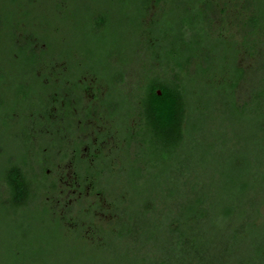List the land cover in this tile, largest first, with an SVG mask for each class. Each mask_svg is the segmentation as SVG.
<instances>
[{"label": "trees", "instance_id": "trees-1", "mask_svg": "<svg viewBox=\"0 0 264 264\" xmlns=\"http://www.w3.org/2000/svg\"><path fill=\"white\" fill-rule=\"evenodd\" d=\"M35 1L0 0V11L4 16L0 19V30L1 26L11 27L6 41L7 47L9 46L7 51L9 62L12 63V67L20 66L21 74L25 76L17 84L16 96L13 97L16 109L12 113H19L17 109L26 111L25 113H34L38 117L39 126L44 127L40 129L39 134L27 132V138L23 141L26 144L23 161L18 164L14 160L6 159V169L0 174V203L6 216L15 221L14 228L19 235L15 234L14 245L4 244L9 264L30 263L38 258L39 252H35L34 246L25 243L24 228H27L25 222L28 220L27 215L30 211H39L42 214L40 221L42 224L38 223L39 226L43 228L49 226L59 237H62L64 233H76L81 241L96 244L98 248L108 247L107 234L110 233L111 237H114L110 226V229L101 230L99 235L102 240L90 243L86 240L87 237L79 235L78 232L81 229H77L76 232L75 230L67 232L62 220L53 218L51 211L45 205H41L43 197L58 191L57 181L50 180L47 172L60 166L69 157L68 137L70 136L65 133L71 134L72 130L77 129L78 121L81 123L93 116L86 112L84 116L86 118L83 117L82 120L80 113H74V108H78L79 102L81 104L83 92L88 89L87 85L81 86L79 82L81 78H87L90 74H85L84 70V75L80 77L77 76V71H73V67L66 66L65 70H56L55 63L51 64L43 60L48 46L39 42L35 35L25 31L27 25L24 21L21 20L19 25L3 22L11 15V12L21 17L29 15L28 11ZM244 1L245 6L242 11L239 9L236 11L238 8L236 4L233 5L235 9L228 8L229 5H226L227 7L224 6L223 10L215 11V7H218L217 0H116L120 15L131 25L135 26V22H139L141 27L151 4L155 3L159 6L163 3V7H159V13L154 16L149 26L153 24L155 32L163 33L161 39L164 41L163 44L168 42V46L165 44V48L157 50L164 51L161 54L163 60L159 58L157 61L159 66L165 73H175L170 79L161 81L157 78L158 76L152 74L150 68L148 69L152 83L148 85L145 96L142 94L139 96L138 113H143V119L140 120L137 128H144L150 138L152 137L149 138L152 141L150 145L147 139H141L142 135L138 130L135 129L134 132L128 129L131 117H128L126 126L114 127L112 108L109 105L106 106L110 112L107 119L111 123L112 130L108 127L107 131L101 133L98 144L100 145L112 135L113 139H116L119 150H125V156L122 158L125 166L123 165L122 169L126 168L128 174L131 171L130 167L133 169L130 174L133 176L130 188L134 197L141 199L140 197L147 195L141 184L150 179L151 171L155 176L158 171L162 174L166 173L165 166L170 169V173L177 167L178 150L184 143V128L189 119L185 93L187 85L192 84L193 81L190 56L185 58L188 53L191 54L199 49L203 51V63L195 68L208 76L210 80L208 85L224 83V96L231 98V108L236 117L256 113L258 120L264 122V76L253 83L252 91L250 90L251 99L244 103L242 108H239L236 103L235 90L241 81L246 79L245 69L238 63L240 54L248 55L255 60H258L257 57L261 55L263 60H260L259 65L264 68V0ZM168 3L173 7L167 12L168 16L162 19L160 13H164ZM60 7L65 9L66 4ZM244 11L249 15L244 17L240 13ZM214 16L224 20V25L227 24V19L236 24V29L241 31L240 38L237 39L231 34L226 39L221 33L218 35L215 31L211 33L215 22ZM234 17L236 21L233 20ZM92 22L89 32L91 35L94 34L95 38L103 32L106 21L104 18H99ZM41 44L44 46L42 49L39 47ZM91 58L95 66L89 69L96 83L99 82V86L102 87L100 83L106 85L104 81L111 75L108 56L104 58L102 54H98L95 58ZM5 79L6 77L0 76V80L5 81ZM124 81L121 75L114 84L116 86ZM111 86L108 87L105 98L111 97L109 94ZM159 91L160 94H158ZM39 93L42 95L39 96ZM37 96L40 98L39 104L34 102ZM49 98L56 103L49 106L52 104ZM105 98L101 101L102 105L105 103ZM60 103L64 105L62 108H65L66 112L56 113V119L52 120L50 111L52 108H58ZM0 107H4L2 98ZM62 108L59 109L62 110ZM238 120L240 119L237 118ZM1 122L4 125L2 128H7L9 125L6 120ZM48 124H50L49 129L45 127ZM260 125L264 134V123ZM50 134L52 136H48ZM33 135H38V142L33 139ZM132 141L136 143L134 148H137L138 152H133V149L129 151L132 148ZM80 145L74 146L77 152L75 161L78 162L77 168L80 170L77 173L78 181L83 186L91 181L101 184L103 174L113 171L109 160L111 156L106 155L105 151L97 145L93 147L92 153L97 152L94 155L95 162L90 165L87 160L79 158ZM145 149H147L146 152H144ZM0 155L2 156V153ZM242 164L244 170L237 167L236 175L227 177L225 183L227 190L224 193L229 194L231 198L221 201L219 207L211 205L210 193H204L207 184L203 183L202 187L197 189V186L190 183L192 187L189 185L186 197L178 204V209L176 208L174 212L169 210L167 214L164 209L160 210L164 211L165 215L160 218L158 225L155 223V218L150 221L148 216L150 213V216L156 213L155 205L149 204L145 207L143 205L144 208L135 210L130 203L121 229H118V234H115L116 238L122 240L124 236H127V238L138 240L137 250L132 258L138 264H264V213L262 210L264 208V147H253L250 156H246ZM215 185H219L218 182ZM102 191L104 190L94 188L93 193L99 194ZM168 195L173 196V199L177 196L173 191H170ZM135 201L138 203L136 198ZM166 216L167 224L164 226L162 219ZM17 221L20 223H16ZM21 234L23 236L20 239ZM32 236L35 235L32 234ZM158 237L162 238L160 244L157 243ZM45 246L46 244H43V248ZM148 249L153 250L151 255L147 254ZM10 253L11 256L8 257ZM124 255L129 257L130 252H124Z\"/></svg>", "mask_w": 264, "mask_h": 264}, {"label": "rangeland", "instance_id": "rangeland-1", "mask_svg": "<svg viewBox=\"0 0 264 264\" xmlns=\"http://www.w3.org/2000/svg\"><path fill=\"white\" fill-rule=\"evenodd\" d=\"M21 3L24 4L22 1ZM63 4H66L65 9L62 8L63 6L60 7ZM216 4L218 7H215V11L223 10L226 5H229L228 8L235 9L234 4L238 7L236 11L238 9L242 11L245 1L217 0ZM159 7H163V3L159 6L155 3L151 4L147 9L142 27L139 26V22H135V26L131 25L120 15L116 0H36L28 11L29 15L21 17L11 12V15L3 20V22H9L12 25H19L21 20L24 21L27 25L25 31L35 35L39 42L48 46L47 50L45 49L47 52L43 55V60L44 62L47 60L51 64L55 63L56 70L62 71L66 67H73V71H77V76H83L84 70L85 74H90L87 78H81L79 82L81 86L87 85L88 89L83 92L80 99L81 104L79 102L78 108H74V113H80L82 120L87 113H90L93 118L84 117L86 121L83 120L81 123L78 121L76 130H72L71 134L65 133L70 136L68 137L69 157L60 166L47 172L50 175V180L57 181L58 191L54 194L48 193L47 197H43L41 205H45L51 211L53 218L62 220L67 232H71V230L76 232L77 229H81L78 232L79 235L87 237L86 240H89L90 243L102 240L99 235L101 230L110 229V226L113 229L112 236H114L111 237L110 233L106 235V239L108 238L105 239L108 244L107 248H98L96 244L85 243L78 238L76 233H64L62 237H59L49 226L46 228L39 226L42 224L40 222L42 214L39 211H30L27 215L28 220L25 222L27 228H24L26 231L25 243L34 246L35 252L39 253L37 259L25 264H138L132 259L133 253L137 250L138 240L127 238V236L119 240L115 235L118 234L117 230L121 229L130 203L135 210H140L149 204L155 205L156 213L152 216L150 213L148 216L150 221L155 218V223L158 225L160 218L165 215L164 211L167 214L169 210L174 212L176 208L178 209V204L186 197L189 185L192 187L191 184H193L198 189L205 183L207 186L204 193H210L211 205L219 207L221 201L231 198L229 194L224 193L227 190L225 185L227 177L236 175L237 167L244 170V163L242 165L241 163L245 162L246 156H250L253 147H264V134L260 125L264 122L258 120L256 113L236 117L231 108V98L228 99L224 96V83L208 85L210 81L208 76L196 70L195 67L203 63V51L199 49L191 54L188 53L185 58L190 56L193 81L192 84L187 85L185 93L189 119L184 128V143L178 150L177 167L170 173V169L165 166L166 173L162 174L158 171L155 176L151 171L150 179L141 184L147 195H143V198L140 197L141 199H138L137 196L134 197L130 188L133 177L130 174L133 169L130 167L129 174L126 172V168L122 169L123 165L125 166L122 161L125 150H119L116 139H113L112 135L100 145L98 142L101 133L109 128L112 130L111 123L107 119L110 112L106 106L109 105L115 120L114 127L126 126L128 117H131L128 129H132L134 132L135 129L138 130L142 135L141 139H147L149 145L152 143L149 140L150 135L144 131L145 129L137 128L138 123L143 119V113H138L139 96L140 94L144 95L148 85L152 83L149 79L148 69L150 68L152 74L158 76L157 78L161 81L170 79L175 74L173 72L165 73L157 62L159 58L163 60L161 54L164 53L163 50L159 52L157 50L165 48V44L168 46V42L163 44L164 41L161 40L163 33L155 32L153 24L149 26L154 20V16L159 13ZM171 7L173 6L169 3L166 4L164 9L166 15L160 13L162 19L164 16H168L167 12ZM1 12L0 19H3L4 16ZM240 13L244 17L249 15L245 11ZM235 17L233 20L236 21ZM99 18L105 19V28L100 35L94 38V34L91 35L89 32V27L90 23L93 24L92 20ZM213 18L215 22L212 25L211 33L214 31L217 35L221 33L226 39L231 34L237 39L240 38L241 31L236 29V24L231 23L230 19L226 18L227 24L224 25V20L218 16ZM10 31L11 27L1 26L0 76L2 75L6 79L5 81L0 80V99L2 98L4 103V107H0V120H6L9 125L7 128L0 127V151L2 153V156L0 155V174L6 169V159L14 160L18 164L23 161L26 146L23 141L27 138V132L28 134L31 132L39 134L40 129L44 128L39 126L38 117L34 113H25L26 111L23 112L21 109H17L19 113H12L16 109L14 98L18 88L17 84L25 76L21 74L20 66L12 67V63L9 62L7 53L9 46L7 47L6 41ZM154 37H156V41H154ZM39 47L44 48L42 44ZM98 54H102L104 58L108 56L111 75L104 81L107 86L101 82L102 87H100L99 82L96 83V79L89 69L91 66H95L91 57L95 58ZM257 58L258 60H255L242 54L238 58L239 66L245 69L246 78L235 90L236 103L239 108H242L244 103L251 99L253 83L258 82L264 76V68L259 65L263 58L261 55ZM121 75L125 81L115 86L116 79L118 80ZM219 80L222 79L219 78ZM110 85H112L109 93L111 97L105 98L104 95ZM41 95L39 93V96ZM95 95H98V98ZM104 98L105 103L102 105L101 101H104ZM49 99L52 103L49 106L56 103L51 98ZM34 102L39 104L40 98L37 96V100ZM63 106L60 103L58 108H52L50 111L52 120L56 119V113L66 112L65 108H62ZM80 107L81 109H79ZM237 118L240 120L237 121ZM49 126L50 124L45 125L47 129ZM24 132L26 133L24 134ZM48 136H52V134ZM33 139L38 142V135H33ZM118 140L121 141V139ZM44 142L48 143L46 140ZM131 143L132 148L129 151L133 149L132 151L136 152L137 148H134L136 143L133 141ZM76 144H81L79 158L87 160L90 165L95 162L92 153L93 147L97 145L105 151L106 155L111 156L109 160L113 171L103 174L101 184L91 181L83 186L78 181L77 173L80 170L77 168L78 162L75 161L77 152L74 150V146ZM60 159L59 156V161ZM216 182L219 185H215ZM94 188L104 191L96 194L93 193ZM170 191L177 194L175 199L173 196L169 197ZM34 209L37 208L34 207ZM162 209L164 211H160ZM262 210L264 213V208ZM14 222L6 216L0 203V264H9L4 244L14 245L15 234L19 236L18 231L16 232L14 228ZM162 223L164 226L167 224V216L162 219ZM31 233L35 236H32ZM22 236L21 234L20 239ZM161 242L162 238L158 237L157 243ZM43 244H46L45 248H43ZM124 252H130V258L124 255ZM11 253L8 254V257L11 256ZM152 253V249L147 250L148 255Z\"/></svg>", "mask_w": 264, "mask_h": 264}, {"label": "flooded vegetation", "instance_id": "flooded-vegetation-1", "mask_svg": "<svg viewBox=\"0 0 264 264\" xmlns=\"http://www.w3.org/2000/svg\"><path fill=\"white\" fill-rule=\"evenodd\" d=\"M4 125H3V122H0V127H3ZM0 153H1V151H0ZM95 154H93V156H94ZM84 188V187H83Z\"/></svg>", "mask_w": 264, "mask_h": 264}, {"label": "water", "instance_id": "water-1", "mask_svg": "<svg viewBox=\"0 0 264 264\" xmlns=\"http://www.w3.org/2000/svg\"><path fill=\"white\" fill-rule=\"evenodd\" d=\"M158 94H160V91L158 92Z\"/></svg>", "mask_w": 264, "mask_h": 264}]
</instances>
